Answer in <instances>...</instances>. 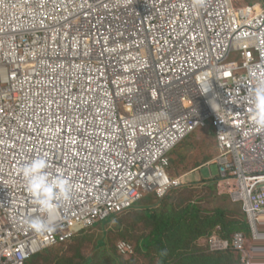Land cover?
Masks as SVG:
<instances>
[{
    "label": "built area",
    "instance_id": "built-area-1",
    "mask_svg": "<svg viewBox=\"0 0 264 264\" xmlns=\"http://www.w3.org/2000/svg\"><path fill=\"white\" fill-rule=\"evenodd\" d=\"M210 123L217 190L251 240L214 235L208 250L264 264V7L0 0V264L184 187L169 157ZM117 252L134 253L125 242Z\"/></svg>",
    "mask_w": 264,
    "mask_h": 264
},
{
    "label": "rangeland",
    "instance_id": "rangeland-1",
    "mask_svg": "<svg viewBox=\"0 0 264 264\" xmlns=\"http://www.w3.org/2000/svg\"><path fill=\"white\" fill-rule=\"evenodd\" d=\"M243 3L248 6L261 4L264 7L263 0H243ZM228 63L241 65L240 53H233ZM213 127V123H210L207 129L200 130L188 138L170 155L168 174L171 178L182 179L185 185L183 189L170 195L162 205L160 204L161 207L159 205L163 212L168 207L174 208L192 203L202 212L212 214L221 210L228 213L231 220L242 221L241 216H238H243L241 207L231 203L229 197L220 196L217 190L219 150ZM143 204L142 202L141 206ZM258 222L261 237L264 238V215L258 218ZM152 232L153 228L149 227L146 222H140V217L136 218V212L133 211L105 226H98L85 232L81 237L79 236L77 242L74 240L63 247L42 252L32 264H83L84 260L90 258H96V264H98L100 250L96 249V244L103 237L108 248L125 262H131L130 264H159V259L154 251L155 243L150 245L151 248H154L153 250H146L145 253L139 250V241L150 236ZM119 242L129 244L133 248V255H119L116 249ZM205 242L206 240L200 241L198 246L204 249V253L207 254ZM140 247L146 249V240L140 243Z\"/></svg>",
    "mask_w": 264,
    "mask_h": 264
},
{
    "label": "trees",
    "instance_id": "trees-1",
    "mask_svg": "<svg viewBox=\"0 0 264 264\" xmlns=\"http://www.w3.org/2000/svg\"><path fill=\"white\" fill-rule=\"evenodd\" d=\"M169 169L170 166L168 170ZM183 188L184 187L168 192L164 199H158L155 195L145 196V198L131 211L113 217L109 221L99 224L94 228L105 226L114 220L116 221L120 217L126 216L130 212L135 211L136 218L140 217V222H146L149 227L153 228V232L150 236L143 239L146 240V249L140 247V243L143 241L141 239L139 241V250L143 253H145L146 250H153L154 248H151L150 245L155 243L154 251L159 259V264H240L241 257L236 252L231 251L222 254H211L208 250V241L214 235H218L224 240H231L237 233H243L249 240H251V231L247 218L244 215H238L241 216L240 219H242V221L231 220L228 217V213L221 210L212 214L205 213L192 203L185 206H175L174 208L167 206L168 208H166L165 212L160 210L161 205L170 195L175 194ZM142 202L144 204L141 206ZM89 230L81 232L77 236L78 238L76 237L74 240L76 242L79 241V236L81 237L82 234ZM103 239L104 237L98 240L96 244V249L100 250L98 254V264L131 263L125 262L123 259L119 258L113 250L108 248L107 243L104 242ZM74 240L70 242H73ZM203 240H206L205 251L207 254L204 253V249H201L198 246V243ZM70 242L55 248L63 247ZM149 242L150 244H148ZM37 256L38 255L31 258L25 264H32L38 258ZM96 263V258L86 259L83 262V264Z\"/></svg>",
    "mask_w": 264,
    "mask_h": 264
},
{
    "label": "clouds",
    "instance_id": "clouds-1",
    "mask_svg": "<svg viewBox=\"0 0 264 264\" xmlns=\"http://www.w3.org/2000/svg\"><path fill=\"white\" fill-rule=\"evenodd\" d=\"M215 140H216V138H215Z\"/></svg>",
    "mask_w": 264,
    "mask_h": 264
}]
</instances>
